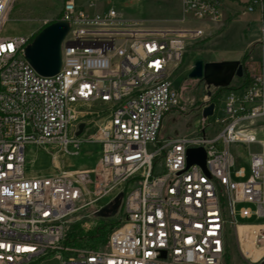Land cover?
I'll return each instance as SVG.
<instances>
[{
	"label": "built area",
	"instance_id": "obj_1",
	"mask_svg": "<svg viewBox=\"0 0 264 264\" xmlns=\"http://www.w3.org/2000/svg\"><path fill=\"white\" fill-rule=\"evenodd\" d=\"M13 1L0 0V264H36L72 252L64 242L79 213L97 216L120 194L106 246L76 250L61 264H224L229 226L241 244L261 253L255 260L244 253V263L264 264V147L248 152V177L245 168L233 171L231 151L233 144H261L251 134L264 119V65L220 109L215 104L211 117H203L207 104L201 107L195 135L163 137L165 118L186 111L173 74L188 43L205 30L152 28L113 4L100 9L105 0L78 7L64 0L57 20L69 24L62 67L46 77L25 58L31 37L4 36ZM181 3L185 20L223 21L225 0ZM242 3L264 27V0ZM92 118L103 121L81 139L79 125L85 131ZM83 143L101 145L92 168L65 171L57 164L52 174H26L27 145L77 155ZM196 148L206 152L207 171L188 167L187 151ZM240 203L256 205L238 211L256 224L238 222ZM240 226L252 230L242 233Z\"/></svg>",
	"mask_w": 264,
	"mask_h": 264
},
{
	"label": "rangeland",
	"instance_id": "obj_2",
	"mask_svg": "<svg viewBox=\"0 0 264 264\" xmlns=\"http://www.w3.org/2000/svg\"><path fill=\"white\" fill-rule=\"evenodd\" d=\"M79 1L83 2L84 0H77V7ZM63 2L64 0H14L4 36H29L31 38L36 36L51 22L58 19ZM106 4H113L128 18L143 21L145 26L152 28L182 30L200 27L206 29L210 26L212 28L220 27V31L207 32L203 38L188 43L183 60L172 77L173 86L179 91L182 106L186 111L173 112L165 118L161 134L163 137L190 135L198 131L203 124L201 107L204 104H207L208 107L215 101L214 104H220V109L223 106L224 97L230 91H236L214 87L208 89L202 80L188 78V74L197 60L201 59L205 62L240 61L244 66V76L247 78L250 74L259 72L264 65V27L260 23L258 14L246 13L243 7H240L239 15L233 16L229 22H225L223 19L221 24L209 22L207 24V22L200 23L198 21L181 22L183 13L180 0H105L99 4V8H104ZM241 83L240 78H235L230 87L237 88ZM208 91L211 92V97L207 96ZM92 120L95 121V124L85 129L80 136L81 139L94 132L96 124L103 121V119L96 118H92ZM253 133L256 134L257 140L264 145V119L258 122ZM221 147L219 145V148ZM262 150L263 146L258 143L249 147L244 144H233L231 151L237 159L233 171L245 168L246 177H248L250 175L248 152H261ZM70 151H73L72 147ZM100 152L101 145L94 143H83L77 155L58 153L52 146L30 144L26 146L25 171L28 176L48 175L56 171L55 165L58 163L61 164V170L65 171L92 168L97 163ZM53 154L56 155V160H54ZM245 180L241 179L240 181ZM110 199L111 197L103 200L100 204L107 203ZM242 207L257 209L255 204H238L236 206L238 222L256 224L258 222L256 218L252 220L239 218L238 211ZM90 213V210L80 212L79 215L82 218L71 225L68 233H76L80 229L88 232L101 225L116 223V217L102 218L90 215ZM229 232L224 264H245L243 254L248 249V243L243 241L241 244L238 233L231 226H229ZM82 241L83 247L67 245L64 242V247L72 249V252L63 251L61 256L58 254L46 257L36 264H61L62 260H67L76 250L91 249L87 247L84 240Z\"/></svg>",
	"mask_w": 264,
	"mask_h": 264
},
{
	"label": "water",
	"instance_id": "obj_3",
	"mask_svg": "<svg viewBox=\"0 0 264 264\" xmlns=\"http://www.w3.org/2000/svg\"><path fill=\"white\" fill-rule=\"evenodd\" d=\"M69 31V24L56 21L42 29L25 49V58L33 69L42 76H54L62 67V46ZM244 77V66L240 61L205 62L197 60L188 74V78L202 80L208 89L228 88L233 79ZM211 92L207 96L211 97ZM215 104H210L203 111V117L208 118L214 114ZM85 124L79 125L77 136H80ZM188 167L197 164L206 170V152L203 148L189 149L187 151ZM122 194L114 202L101 210L97 216L108 218L117 214L121 205Z\"/></svg>",
	"mask_w": 264,
	"mask_h": 264
},
{
	"label": "trees",
	"instance_id": "obj_4",
	"mask_svg": "<svg viewBox=\"0 0 264 264\" xmlns=\"http://www.w3.org/2000/svg\"><path fill=\"white\" fill-rule=\"evenodd\" d=\"M57 20H59V17ZM52 23L53 22H51V24ZM34 38H35V36H33L31 38V42L33 41ZM240 81H242V83L237 88L228 87L225 89L226 90H240V89L245 88L249 83V79L247 78V76H244L243 78H241ZM214 103H216V102L214 101ZM132 184H133V182L130 181L128 183V186H132ZM113 226H114V224L112 223V224H108V225L98 226L94 229L89 230L88 232H85L83 229L78 230L76 233L70 232L67 235V238L65 240V244H67V245L73 244L75 246L83 247V244H81V243L83 242L82 240H84V242L87 244V247H89L91 249L98 250V249L106 246L108 239H109V236H110V233H111V230L113 229Z\"/></svg>",
	"mask_w": 264,
	"mask_h": 264
},
{
	"label": "crops",
	"instance_id": "obj_5",
	"mask_svg": "<svg viewBox=\"0 0 264 264\" xmlns=\"http://www.w3.org/2000/svg\"><path fill=\"white\" fill-rule=\"evenodd\" d=\"M244 0H225V10L223 12V19H225V22H229L231 20V18L233 16H236V15H239V10H240V7L242 8L243 7V2ZM180 4H181V8H182V3H181V0H180ZM244 8V7H243ZM189 20H185L184 17L182 18L181 22H187ZM200 23H203V21H201ZM206 23V22H204ZM155 25H158L156 23H154ZM208 24V22H207ZM201 29L205 30L206 33H211L212 32H218L220 31V27L219 26H216L215 28H212L211 26L209 28H202L200 27ZM58 166L60 167L61 164L58 163Z\"/></svg>",
	"mask_w": 264,
	"mask_h": 264
},
{
	"label": "bare ground",
	"instance_id": "obj_6",
	"mask_svg": "<svg viewBox=\"0 0 264 264\" xmlns=\"http://www.w3.org/2000/svg\"><path fill=\"white\" fill-rule=\"evenodd\" d=\"M251 135H253L254 136V134L252 133ZM250 135H248V137H249ZM254 139V138H253ZM262 144V143H261ZM263 147H264V145H263ZM240 231L242 232V233H244V232H246V231H251L252 230V227H250V226H240ZM244 253L247 255V256H250V257H252L254 260L255 259H257V258H259L260 257V252L259 251H257L254 247H253V245L249 242L248 243V249L246 250V251H244Z\"/></svg>",
	"mask_w": 264,
	"mask_h": 264
}]
</instances>
